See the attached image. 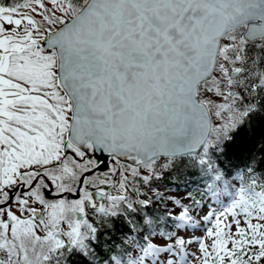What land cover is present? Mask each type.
<instances>
[{
  "label": "snow or ice",
  "instance_id": "obj_1",
  "mask_svg": "<svg viewBox=\"0 0 264 264\" xmlns=\"http://www.w3.org/2000/svg\"><path fill=\"white\" fill-rule=\"evenodd\" d=\"M0 264H264V0H0Z\"/></svg>",
  "mask_w": 264,
  "mask_h": 264
},
{
  "label": "flooded vegetation",
  "instance_id": "obj_2",
  "mask_svg": "<svg viewBox=\"0 0 264 264\" xmlns=\"http://www.w3.org/2000/svg\"><path fill=\"white\" fill-rule=\"evenodd\" d=\"M97 174H100V171H97ZM100 187L104 188L105 191H111V188H109L107 185H101ZM90 191H93L95 193L96 189H89Z\"/></svg>",
  "mask_w": 264,
  "mask_h": 264
},
{
  "label": "water",
  "instance_id": "obj_3",
  "mask_svg": "<svg viewBox=\"0 0 264 264\" xmlns=\"http://www.w3.org/2000/svg\"><path fill=\"white\" fill-rule=\"evenodd\" d=\"M69 195V198H75V196H72L71 194H68Z\"/></svg>",
  "mask_w": 264,
  "mask_h": 264
},
{
  "label": "trees",
  "instance_id": "obj_4",
  "mask_svg": "<svg viewBox=\"0 0 264 264\" xmlns=\"http://www.w3.org/2000/svg\"><path fill=\"white\" fill-rule=\"evenodd\" d=\"M256 150H257V151L259 150V145H257Z\"/></svg>",
  "mask_w": 264,
  "mask_h": 264
},
{
  "label": "rangeland",
  "instance_id": "obj_5",
  "mask_svg": "<svg viewBox=\"0 0 264 264\" xmlns=\"http://www.w3.org/2000/svg\"><path fill=\"white\" fill-rule=\"evenodd\" d=\"M98 171H102V170H98ZM111 191H112V189H111ZM76 198V197H75ZM75 198H71V199H75Z\"/></svg>",
  "mask_w": 264,
  "mask_h": 264
}]
</instances>
